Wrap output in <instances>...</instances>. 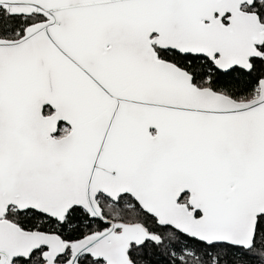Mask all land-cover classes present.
Here are the masks:
<instances>
[{"label":"snow or ice","instance_id":"6c2138e0","mask_svg":"<svg viewBox=\"0 0 264 264\" xmlns=\"http://www.w3.org/2000/svg\"><path fill=\"white\" fill-rule=\"evenodd\" d=\"M0 264H264V0H0Z\"/></svg>","mask_w":264,"mask_h":264}]
</instances>
